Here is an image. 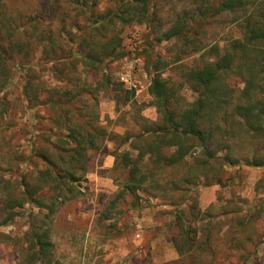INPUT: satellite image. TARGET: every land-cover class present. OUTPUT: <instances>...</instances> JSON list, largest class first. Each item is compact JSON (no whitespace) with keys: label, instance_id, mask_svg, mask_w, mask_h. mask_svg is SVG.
<instances>
[{"label":"rangeland","instance_id":"1","mask_svg":"<svg viewBox=\"0 0 264 264\" xmlns=\"http://www.w3.org/2000/svg\"><path fill=\"white\" fill-rule=\"evenodd\" d=\"M2 1L24 14L34 8L44 9L49 14L45 19L47 25L54 26L59 23V14L64 7L63 0ZM188 1L155 0L158 23L111 27L107 34L116 37L123 56L105 60L96 71L80 63L69 67L59 65L56 74H66L70 79L68 86L54 78L52 63L39 52L30 60L34 68L32 72L17 68L0 99V176L11 183H32L34 174L45 169L34 154L44 151L55 138L68 134L65 128L57 126V122L85 123L92 119L94 125L107 135L119 136L135 135L147 123L157 122L159 117L148 93L153 76L167 79L177 92V106L187 107L196 96L187 75L190 70L201 68L208 58L202 55L204 51H194L204 47L208 50L214 45L222 48L232 40L243 39L234 17L226 16L212 19L200 29L192 28L189 36L193 44L186 45L183 40L158 41L174 16L188 8ZM78 20L82 24L85 17ZM28 79L43 83L45 92L57 89L63 93L70 88L73 92L77 89L86 92L69 111L53 112L47 105L25 101L23 86ZM224 80L235 90L243 86L232 75ZM119 85L122 92L133 91L129 103L114 98L112 90ZM230 126L232 124L228 123L223 128ZM223 133L215 134L211 149L218 158L228 155L239 160L237 167L226 166L216 159L206 161L199 150H193L182 162L167 167L149 164L145 160L143 169L155 173L153 180L144 191L134 195L122 194L114 209L110 204L121 193L127 176L115 166L114 155L129 150L135 157L136 153L128 144L119 148L120 141L106 139L101 142L99 149L88 153L85 172L72 194L68 195L70 199L56 207L50 219L56 264H178V255L169 242V235L175 230V226L169 228L173 222L172 213L178 208L191 206L200 215H217L228 205H233L235 210L239 208V216L243 213L253 220L245 223L246 236H251L245 244V250L251 255L247 264H264V167L244 164L253 157L264 158V140H253L242 134L229 139ZM30 151L33 158L29 157ZM202 162L206 165L200 166ZM189 176L198 179L189 183L186 195L172 190L171 186H182L183 178L189 179ZM51 196L52 191L48 188L41 194L46 204ZM3 207L0 199V220ZM108 210L112 219L104 221ZM35 212L36 209L24 207L10 225L0 227V233L22 241L29 226L36 222L33 219ZM44 214L46 211L42 210L40 215ZM200 215L193 219L186 213L192 224L201 218ZM222 229L225 231L226 225ZM216 246L219 252L226 248L223 241ZM17 251V246L0 242V264H18ZM231 260L235 262L236 259Z\"/></svg>","mask_w":264,"mask_h":264},{"label":"trees","instance_id":"2","mask_svg":"<svg viewBox=\"0 0 264 264\" xmlns=\"http://www.w3.org/2000/svg\"><path fill=\"white\" fill-rule=\"evenodd\" d=\"M188 2V8L174 16L158 41L183 40L186 45L193 44L189 36L192 28L200 29L210 20L226 16L234 17L243 39L232 40L222 48L214 45L208 50L204 47L194 51H204L202 55L208 58L201 68L192 69L187 75L196 95L187 107L177 106V92L167 79L153 76L148 93L159 117L157 122L147 123L139 133L126 136L107 135L94 125L92 119L85 123L57 122V126L65 128L68 134L55 138L44 151L34 154V158L43 162L45 169L34 174L32 183H11L0 176V199L4 205L0 227L10 225L18 217L19 210L26 206L37 210L33 214L36 222L29 226L22 241L0 233V242L17 246L18 264H56L50 219L56 207L70 199L68 195L72 194L85 172L88 153L99 149L104 140L120 141L119 148L128 144L136 153L135 157L129 150L118 151L114 155L115 166L125 171L127 176L121 193L110 204L111 209L115 208L122 194L134 195L151 183L155 173L143 169L146 161L172 166L199 150L206 161L216 159L226 166L237 167L239 160L228 155L222 158L215 156L211 149L215 134L220 131L222 135L225 132L229 139L242 134L253 140H264V0ZM63 3L59 23L54 26L47 25L45 19L49 14L44 9L34 8L29 14H24L0 0V99L17 68L33 71L30 60L37 52L52 63L51 72L55 74L59 65L69 67L76 63L96 71L105 60L123 56L116 37L107 34L111 27L159 22L155 0H108L105 3L103 0H63ZM81 17H85L82 24L78 22ZM16 60L19 63L16 64ZM61 75L56 74L54 78L68 86L70 79L66 74ZM229 75L240 80L243 85L240 90L225 82ZM35 83L29 79L25 82V101L47 105L53 112L69 111L86 92L84 89L73 92L71 88L63 93L57 89L45 92L43 83ZM120 88L119 85L112 90L114 98L118 102L129 103L133 91L122 92ZM228 123L232 126L224 129ZM170 150L172 152L166 154ZM29 157L33 158V152L30 151ZM244 162L249 167H264L263 156ZM203 165L206 163L202 162L200 166ZM183 179L182 186L175 184L171 187L173 191L186 195L189 183L198 178ZM46 188L52 191L47 204L41 198ZM184 207L172 213L173 222L169 224V228L175 226L169 242L178 255V264L248 263L251 255L245 250V244L251 236H246L245 227L253 220L243 213L239 216L241 210H235L233 205L222 208L223 211L217 215H200L194 212L193 207ZM42 210L46 211L43 216L40 215ZM187 212L193 219L199 215L201 218L194 224L189 223ZM111 215L108 210L104 221H111ZM225 225L224 231L222 226ZM222 241L226 248L220 253L216 243ZM231 259L236 260L232 262Z\"/></svg>","mask_w":264,"mask_h":264}]
</instances>
